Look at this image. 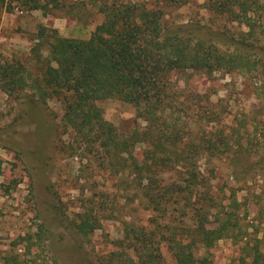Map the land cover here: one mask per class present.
<instances>
[{"label": "trees", "instance_id": "obj_1", "mask_svg": "<svg viewBox=\"0 0 264 264\" xmlns=\"http://www.w3.org/2000/svg\"><path fill=\"white\" fill-rule=\"evenodd\" d=\"M203 1L207 12L244 25L247 32L236 39L200 25L169 26L164 6L150 8L136 0L95 4L104 19L88 39L64 38L50 30L48 64L35 88L39 99L54 97L61 102L60 129L73 133V140L57 149L71 158L98 157L99 167L119 176L122 188L132 191L127 198L132 205L136 203L132 212L141 209L147 214L144 224L131 215L121 220L122 237L113 242L115 250L100 264H165L162 246L172 264H212L209 250L230 237L236 226L228 213L216 215L215 199L208 193L211 180L204 176L200 163L227 159L237 181L264 170V155L254 157L238 138L237 150H231V140L220 130L212 131L218 123L214 112L205 117L207 112L196 107L195 122H180L178 108L184 98L174 76L192 73L212 79L218 72L257 71L264 80V22H255L257 15L264 16V0ZM5 7L6 0H0V13ZM32 7L46 11L36 1ZM23 68L17 62L0 66L3 92L12 94L28 87ZM106 100L133 106L136 120L144 126L136 124L129 134H119L97 107ZM25 104L30 105L23 118L32 120L39 141L31 157L46 166V143L53 130L44 127L35 103ZM240 126L247 128L244 123ZM234 133L239 136L237 130ZM137 146H142L139 155ZM33 169L44 195V199L35 197L37 206L41 202L57 210L48 173L43 167ZM33 190L38 188L33 185ZM86 203L82 202V214L70 224L60 219L66 231L81 238L101 227V216ZM212 215H216V227L210 226ZM39 228L34 235L38 242L47 233L44 222ZM250 258V264H264V251L256 247Z\"/></svg>", "mask_w": 264, "mask_h": 264}, {"label": "rangeland", "instance_id": "obj_2", "mask_svg": "<svg viewBox=\"0 0 264 264\" xmlns=\"http://www.w3.org/2000/svg\"><path fill=\"white\" fill-rule=\"evenodd\" d=\"M34 1L46 6V11L33 9ZM100 1L6 0L0 13V66L20 63L28 81V87L12 94L3 92L0 84V264H100L115 250L113 242L122 237L121 220L131 215L138 224H144L147 217L141 209L132 212L136 203L132 205L127 199L132 191L122 188L119 176L100 168L98 157L85 154L71 158L57 149V145L73 140L69 129H60L62 104L54 97L42 100L36 95V82L41 83L48 64L50 30L64 38L88 39L104 19L95 6ZM136 1L145 2L150 8L156 4L164 6L165 23L169 26L200 25L236 39L248 30L207 12L203 0H171L167 4L163 0ZM255 22L263 23L264 16L257 15ZM257 73L218 72L212 79L192 73L174 76L184 98V104L178 108L180 122H195L196 107L201 113L207 112L203 113L205 117L214 112L212 117H218V123L212 131L220 130L226 135L231 140V150H237L238 138L243 149L251 150L254 157L264 155V80ZM206 99L210 102L206 103ZM29 100L35 103L44 127L53 130L46 143V166L31 157L39 141L32 120L23 118ZM97 107L103 119L121 135L129 134L136 124L144 126L136 120V111L129 104L106 100ZM243 123L247 128H241ZM141 152L142 146H137L135 153ZM35 166L48 173L57 210L48 209L41 202L37 206L35 197L40 195L44 199V195L36 181ZM200 167L211 180L208 193L215 199L216 215L228 213L236 226L230 237L216 242L209 250V259L212 264H250L256 247L264 251V170L257 169L237 181L227 159L202 161ZM33 185L38 190H33ZM83 201L101 216L100 229L87 238L69 233L60 224V219L68 224L77 219L82 214ZM216 215L210 217L211 227L218 225ZM42 222L47 233L38 242L34 235L39 233ZM161 252L165 264H172L166 246L161 247Z\"/></svg>", "mask_w": 264, "mask_h": 264}]
</instances>
